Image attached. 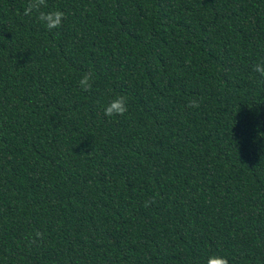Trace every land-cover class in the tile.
Returning <instances> with one entry per match:
<instances>
[{
    "label": "trees",
    "instance_id": "trees-1",
    "mask_svg": "<svg viewBox=\"0 0 264 264\" xmlns=\"http://www.w3.org/2000/svg\"><path fill=\"white\" fill-rule=\"evenodd\" d=\"M27 4L0 0V264H264V0H47L52 31Z\"/></svg>",
    "mask_w": 264,
    "mask_h": 264
},
{
    "label": "clouds",
    "instance_id": "clouds-1",
    "mask_svg": "<svg viewBox=\"0 0 264 264\" xmlns=\"http://www.w3.org/2000/svg\"><path fill=\"white\" fill-rule=\"evenodd\" d=\"M47 7V0H28V4L24 9V15L31 16L33 13H36L38 21H40L49 31L59 29L66 18V14L59 9L42 11V9ZM253 71L258 73L261 77H264V61L253 65ZM92 81V74L86 73L78 83L84 91H90L92 88ZM188 107L196 108L199 107V104L197 101L193 100L189 102ZM127 111V97L124 95H118L107 103L104 108V115L106 117L123 116ZM154 202V200L151 202L146 201L145 207H148L150 203ZM36 236L40 237L41 233L37 232ZM207 264H229V260L224 256L212 255L207 259Z\"/></svg>",
    "mask_w": 264,
    "mask_h": 264
}]
</instances>
